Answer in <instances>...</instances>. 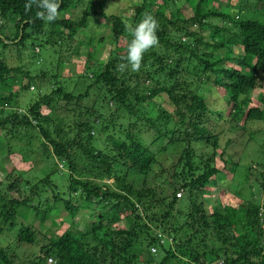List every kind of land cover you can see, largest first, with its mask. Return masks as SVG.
<instances>
[{
  "label": "trees",
  "instance_id": "obj_1",
  "mask_svg": "<svg viewBox=\"0 0 264 264\" xmlns=\"http://www.w3.org/2000/svg\"><path fill=\"white\" fill-rule=\"evenodd\" d=\"M236 1L234 5L217 9L214 7L215 0H189L193 9L190 17H183L182 7L176 14L172 10L168 15L164 6L154 0H140L133 4L132 15H107L103 12L111 20L115 48L107 61L98 66L87 64L86 73L91 71L93 75L89 76H94V80L80 94L71 92L60 81L58 73L47 75L44 69L42 73L39 71L38 74H32L31 70L25 71L20 65H9L0 49L2 107L16 101L18 94H13L12 88L19 73L25 74L30 85L45 80V76L53 83L50 93L39 94L29 105L28 114L14 111L4 115L3 108L0 110V130L9 133L5 134L6 138H1L0 132L2 150L7 146L9 153L14 152L10 140L22 138L14 132L21 127H32L38 129L46 141L53 145L56 155L65 159L71 170V196L64 198L54 188L55 204L50 210L41 209L37 202L42 199L47 184H51V172L36 182L30 177L24 180L19 174L20 180L13 178L9 181L12 172H8L5 175L7 180H0V240L10 231L16 233L15 238L20 242L34 243L36 229L25 225L20 216L24 218V211L33 210L44 221L53 209H60L57 203L63 202L64 209L71 217L89 209L94 211L90 214L94 219L86 224L84 231L68 228L61 235L47 237L48 242L41 246V253L30 258L29 264H110L108 258L111 257V249L114 253V248L109 249L107 242L103 243L105 246L93 245L87 241V237L107 229L110 235L127 243L128 239L138 237L139 234L127 232L128 227L123 219L139 216L138 203H145L143 210L156 207L162 213L148 217L162 223L174 211L177 200L183 196L190 210L188 228L194 233L198 231L196 235L199 233L195 240L188 238L185 243H180L177 232L173 231L174 240L183 249L182 255L188 260L187 264H205L206 261L223 256V264H264V256H261L264 201L261 203L249 199L246 204L241 203L239 209L229 206L221 211L217 207L210 212L205 199L212 194V179L220 172L216 165L215 146L221 144L222 133L215 131L213 122L222 123V128L227 125L234 131L242 127L239 122L244 121L241 131L244 132L250 118L264 120V97L260 106H252L249 96L255 89L264 90V0ZM163 2L166 5L169 0ZM94 3L95 0H60L58 18L46 22L37 17L36 13L40 9L32 0H0V43L3 48L11 45L18 49L29 41L30 46L40 45L42 48H50L49 45L61 42L68 47L87 27L90 16L95 15L97 18L101 15ZM99 3L102 8L104 2ZM72 7L79 13L72 17L64 16L65 11ZM145 15L153 16L158 22V44L144 53L140 70L133 72L122 59L126 56L131 40L124 25L127 22L134 26ZM7 24L9 32H6ZM190 28L200 30L192 31ZM206 28L215 35L210 39H197L195 48L181 40V35L197 37ZM87 34L90 36L86 43V55L89 60H96L95 50L91 47L97 38L90 32ZM122 36L129 37L125 46L118 45ZM98 43L102 45L101 39ZM237 46L241 47L242 53L233 51V47ZM74 52L78 55L83 53L81 48ZM164 58L176 64L166 71L177 77L172 83L164 81L159 70L162 68H155L158 65L163 67L161 64ZM232 61L235 65L229 66ZM189 64H193L192 69ZM184 70L191 75L200 71L202 75L192 79L189 75L180 78L178 74ZM213 86L225 88L226 102L232 105L229 113L223 108H213L203 93V89L209 90ZM23 87L28 85L23 84ZM96 88L101 96L98 101L95 100L96 104L89 107L87 114L90 118L67 124L60 120L50 130V123L57 118L43 114V105L54 109L57 102L63 100L67 105L65 112L72 113L82 107V101ZM163 102H168L169 108ZM109 103H112V108ZM95 130H98L96 136ZM71 133H74L72 138ZM250 134L253 136L254 132ZM148 136L151 139L147 143L145 140ZM101 138L104 144H96ZM178 138L185 142L180 154L177 149L173 152ZM230 143L229 138L223 152ZM206 147L212 150L204 152ZM172 154L177 157L172 162L173 169L180 167L181 170L172 175L173 181L179 182V187L172 191L170 199L162 196L159 190L161 185L153 184L148 178L150 170L157 163L162 164V173L167 172L168 168L164 167L167 164L163 165L161 158H172ZM79 160L84 163L81 164ZM85 174L87 178L76 176ZM176 177H179L178 180L174 179ZM105 178H113L115 181L105 182ZM179 191L184 192V195L177 198ZM147 196H152L153 200L143 202ZM122 222L125 227H114L123 225ZM240 225L244 233L236 234L234 231ZM234 236L240 237L241 243L234 242L237 241L233 239ZM242 238L248 241L245 249L241 248ZM155 239L153 237V243ZM8 241L7 246L0 241V262L16 264L12 258L14 255H11L14 250L7 248ZM230 243L232 250L228 248ZM116 245L115 248H118ZM171 256L167 255L162 264H168ZM50 257L54 262L48 261ZM258 258H263L261 263L257 261Z\"/></svg>",
  "mask_w": 264,
  "mask_h": 264
},
{
  "label": "rangeland",
  "instance_id": "obj_2",
  "mask_svg": "<svg viewBox=\"0 0 264 264\" xmlns=\"http://www.w3.org/2000/svg\"><path fill=\"white\" fill-rule=\"evenodd\" d=\"M99 1L104 2L102 8L100 7ZM139 1L140 0H95V7L100 10L101 15L97 18L95 15L90 16L87 22V27L82 30L83 32H80L79 37H76L71 41L68 47L62 45L63 43L61 42L49 45L50 48H42L40 45L30 46L31 44L29 43L31 41H29L25 46H22L21 49H18L11 45L8 48H3L0 43V49L3 50L2 56L6 59L9 65L14 67L20 65L25 68V71L31 70L30 72L32 74H38L39 71L42 73L44 69L47 71V75L50 73H58L60 81L63 82L71 92L75 94L83 93L86 91L87 84L94 80V76H89L90 74L93 75L91 71H87L86 73L87 64L98 66L100 63L107 61L111 51L115 48V44L112 41L113 33L111 20L105 17L103 12L107 15H132L134 12H132L131 6ZM154 1L157 4H162L168 12V15L172 13V10H174L176 14L181 7L183 17H190L193 15V9L189 0H169L166 5H164L165 1L163 2V0ZM232 1L237 2L236 0ZM234 2H230L229 0H215L214 7L221 9L227 5L230 6V4L234 5ZM77 11L76 8L72 7L65 11L64 16H75V14L79 13ZM190 30H192V28H190ZM194 30L200 29L195 28L192 31ZM6 32H9V24H7ZM87 32H90L97 38V42L91 47L92 50H95L96 60L94 58L89 60L86 55V43L90 36L89 34L86 35ZM214 35L213 31L211 32L206 28L202 29L197 37L181 35V40L188 42L192 48H195L197 39L203 37L205 39H210ZM100 39L102 45L98 43V40ZM128 41V36H122L118 45L125 46ZM78 48H81L83 53L78 55L74 52V50ZM49 49L50 51H48ZM233 51L238 54L242 53L240 46L233 47ZM185 54L188 55L189 53L185 52ZM58 64L60 66L59 69ZM161 65H163V67H159L158 65L155 66V68H162V70H159L161 71V76L164 81L172 83L177 77L170 73L167 74L166 71L170 70V67H175L176 64H172L169 58H164V62ZM228 65L234 66L235 62L232 61ZM189 68L192 69L193 64H189ZM24 75L25 74H18V79L12 88L13 94H18V96L15 97L17 98L16 101L14 100V102L8 106L5 105L2 107V105H0V110L3 108L4 115L10 114L14 111L28 114L29 105L38 98L39 94L51 92L50 88H52L53 83L48 80L47 76L43 77L45 80H39L38 83L30 85L28 78H25ZM81 75L82 78H80ZM178 75H180V78L189 75V78L192 79L193 77H201L202 74L199 71L196 72V74L191 75L184 70L181 74L179 72ZM23 84L28 85V87L24 88ZM209 88V90L203 89V93L207 96L211 106L213 108H223L229 113L232 105L226 102L225 88H216L214 86ZM99 96H101V93H99L97 88L94 89L89 97L82 101V107L75 109V116L74 111H72V113L65 112L67 105L63 100H59L60 102H57L58 104L56 103L57 105L54 109L43 105L41 112L53 116L54 119L57 118L54 122L50 123V130H53L57 122H60V120H63V123L67 124L68 122L74 123L75 120H86L90 118V115L87 114L89 112L88 110H90L89 107H92L97 103L95 100L97 99L98 101ZM249 96H251L250 104L252 106H260L261 100L264 97V90L255 89L250 92ZM109 105L111 108L113 107L112 103H109ZM163 105L169 108L168 102H163ZM69 107H71V105ZM103 111H105V107L103 108ZM106 112L109 113L110 111ZM213 123L215 124V131L222 133V140L221 144L215 146L216 165L219 167L220 172L212 179V194L205 197L210 212L214 211L217 207L221 211H225L229 206L239 209L240 204H246L249 199H255L257 202L262 203L264 201V120L250 118L245 125L246 129L244 132H241L244 128V121H241V123L239 122L242 127L236 128L234 131H232L229 126L227 127V125L222 128V123ZM251 132H254L253 136L250 134ZM1 133V138H6V135H9V133L5 131H2ZM14 133L20 138L22 136L21 139L10 140V146L14 152L9 153L7 146L2 150L3 145L0 142V180H3V182L6 181L7 179L5 178L7 176L5 175H7L8 172H12V177L8 179L9 181L13 178H15V180H20L18 176L19 174L24 180L25 178L30 177L34 180L33 182H36L40 178L46 177V175L51 172V184H47L42 199L37 202L41 209L50 210V208L54 206L52 192L54 188L56 192L62 193L64 198L71 196V191L69 190V175L71 173L70 166L65 159L63 160L56 155L53 145L46 141L45 137L38 129L32 127L26 129L25 127H21ZM97 133L98 130L94 132V136H96ZM70 137H74V133H71ZM229 138L231 139V143L223 152L224 144ZM101 139L102 140H98L96 144H104L103 138ZM150 139L151 138L148 136L145 141L148 143ZM177 143V145H173H176L173 152L177 149V152L180 154L182 150L181 147L184 146L185 142L180 141V138H178ZM197 149L199 152H202L200 148L197 147ZM210 150H212L211 147H206L204 152ZM177 157L176 154H172V158L163 156L161 160L163 165L167 164L164 167H167L168 171L162 173V164H154L150 170L148 178L153 184H157V186L161 185L159 190L161 191L162 196L169 197L170 199L172 197V191L179 187V182L173 181L172 178V175L181 170L180 167L177 169H173L172 167V162H175ZM79 162L81 164L84 163L82 160H79ZM76 176L78 178L88 177L86 174ZM178 178L179 177H176L174 179L178 180ZM98 180L100 181L102 179L98 178ZM103 181L114 183L115 180L113 178H105ZM170 199L168 200L170 201ZM151 200H153L152 196H147L146 200L143 202L148 203ZM57 204L60 209H53L50 216L44 221L40 218V214L36 215L33 210L24 211L26 214V217L24 218L20 216V220L24 219L25 225H30L36 229L37 236L34 243L18 241L15 238V232L9 231L7 234H4L0 241L5 246L9 240L7 248L9 250H14L11 255H14L12 258L15 260L16 264H29L30 258L41 253V246L48 242L47 237L61 235L68 228L74 229V231H84L86 224L94 219L90 215L94 212L93 210H83L75 217H71L64 209L63 202H58ZM138 204L139 206L137 209L139 216L134 219H123L126 221V227H128L127 232L139 234L138 237H135L136 239H128V242L130 241L129 243H125V240L121 242L117 237L110 235L109 230L104 229L87 237V241L93 245L106 244L107 242L109 249L111 247L114 248V253H112L111 249V257L109 256L108 258L110 264H162L164 258L169 254L172 256L170 257L168 264H187L188 260L183 257V249H181L179 242L185 243L188 238L195 240L199 233L196 235L198 231L194 233L188 228L187 221L190 216V210L188 208V203L184 201L183 196L177 200L174 211H172L171 215L162 223L159 221H153V219L148 217V215L151 217L152 215L157 216L158 212L159 214L162 213L158 211L156 207L143 210L146 206L145 203ZM122 224L123 225H115L114 227H125V223L122 222ZM262 228H264V221H262ZM173 231L177 232L178 237L180 238L179 242H175ZM234 232L236 234L244 233L242 225L235 229ZM153 237L156 238L155 243L152 242ZM233 239L237 240L234 242L238 244L241 243L240 237L234 236ZM242 239L243 242L241 248L245 249V246L248 245V241L244 238ZM105 244L103 245L105 246ZM115 244L119 247L115 248ZM161 244H163V246H161ZM261 244H263L261 256H264V239L261 240ZM103 245L100 246L102 247ZM219 245L220 243L217 247H219ZM231 247H233L232 243L228 246L229 250H232ZM262 259L263 258H258L257 261L259 260V263H261ZM223 260L224 256L206 261L205 264H223ZM52 262H54V259ZM0 264L2 263L0 262Z\"/></svg>",
  "mask_w": 264,
  "mask_h": 264
},
{
  "label": "clouds",
  "instance_id": "obj_3",
  "mask_svg": "<svg viewBox=\"0 0 264 264\" xmlns=\"http://www.w3.org/2000/svg\"><path fill=\"white\" fill-rule=\"evenodd\" d=\"M40 9L37 17L46 22H53L58 18L60 0H32ZM30 6V5H29ZM125 29L129 31L131 40L126 49V56L122 57L131 71L137 72L141 68V61L145 52L158 44V22L151 15H145L134 26L125 22Z\"/></svg>",
  "mask_w": 264,
  "mask_h": 264
},
{
  "label": "built area",
  "instance_id": "obj_4",
  "mask_svg": "<svg viewBox=\"0 0 264 264\" xmlns=\"http://www.w3.org/2000/svg\"><path fill=\"white\" fill-rule=\"evenodd\" d=\"M182 194H183L182 191H179V192L177 193V196H178V197H181ZM48 261H49V262H52V261H53V258L50 257V258L48 259Z\"/></svg>",
  "mask_w": 264,
  "mask_h": 264
}]
</instances>
